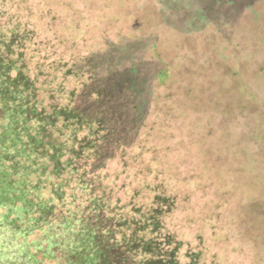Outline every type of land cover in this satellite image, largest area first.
<instances>
[{"label":"trees","instance_id":"16d2710c","mask_svg":"<svg viewBox=\"0 0 264 264\" xmlns=\"http://www.w3.org/2000/svg\"><path fill=\"white\" fill-rule=\"evenodd\" d=\"M136 1L158 30L144 34L138 11L133 32L99 20L116 0H0V264H237L243 228L264 231L261 202L241 211L234 236L222 231L209 207L214 168L196 157L245 114L213 91L218 106L206 111L178 102L186 84L154 53L159 30L180 39L179 17L196 29L207 12L196 0ZM189 81L202 99L217 91L195 71ZM250 137L264 142L262 131Z\"/></svg>","mask_w":264,"mask_h":264},{"label":"rangeland","instance_id":"374dc122","mask_svg":"<svg viewBox=\"0 0 264 264\" xmlns=\"http://www.w3.org/2000/svg\"><path fill=\"white\" fill-rule=\"evenodd\" d=\"M196 1L199 8L207 12V24L198 21L203 26L193 29L194 26L190 24L191 15L180 16L175 26L179 30V25L182 26L185 35L177 39L173 37L177 34L170 36L169 31L159 30L154 53L162 57L164 63H171L172 81L181 78L186 84L183 88L178 85L173 91L178 102L181 99L189 101V109L206 111V104L218 106L214 102L216 100L221 107L223 102L228 105L232 114L239 112L246 116L241 124L232 127L231 133L214 135L220 141L213 144L215 148L209 149V155L202 151L196 155L200 165L207 164L214 168L209 172V181L213 182L214 188V202L212 200L209 207L212 210L220 209L219 221L224 225L219 226L222 231L229 230L233 235L231 230L235 227L232 225L237 226V221L240 222L243 209L246 214L260 202L264 206V142L257 139V143L252 146L254 141L250 137L253 132L262 131L264 134V117L260 113L261 109L264 112V0H235V4L230 7L218 6L211 0ZM136 2L116 0L114 5L101 6L102 15L99 20H116L119 22L117 26L133 32L138 23L135 27L127 16L138 11L140 22H143V32L148 34L156 26L149 20L150 15H145L146 11ZM120 11L126 15L123 19L118 17ZM188 30L193 32L188 34ZM225 43L231 47L234 57L227 54V58L222 59L218 56L217 46ZM193 71L197 73L201 85L217 82L212 86V89L217 87V91L208 88L205 94L208 97L203 99L200 93L192 94L187 85H191L189 78ZM225 73H231L229 79ZM207 74L214 77L208 79ZM192 83L195 84V80ZM210 92L215 100L209 97ZM223 96L225 98L222 102ZM236 115H232V118ZM194 132L199 137L195 143L198 144L203 138L202 131L196 129ZM242 231V247L236 255L237 264H258L259 259L264 260V256L258 255L256 250L257 245L261 248L264 246V231H251L249 228H243ZM223 242L227 247L224 258L230 260V251L236 244H232V240Z\"/></svg>","mask_w":264,"mask_h":264}]
</instances>
